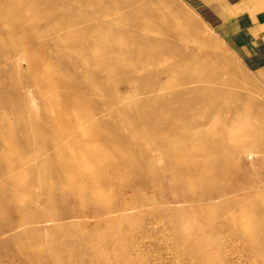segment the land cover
Here are the masks:
<instances>
[{"label": "rangeland", "instance_id": "374dc122", "mask_svg": "<svg viewBox=\"0 0 264 264\" xmlns=\"http://www.w3.org/2000/svg\"><path fill=\"white\" fill-rule=\"evenodd\" d=\"M205 1L0 0V264H264V149L230 158L264 138V67L215 38L260 5ZM60 144L102 159L99 193L62 191Z\"/></svg>", "mask_w": 264, "mask_h": 264}, {"label": "bare ground", "instance_id": "6f19581e", "mask_svg": "<svg viewBox=\"0 0 264 264\" xmlns=\"http://www.w3.org/2000/svg\"><path fill=\"white\" fill-rule=\"evenodd\" d=\"M98 1V0H97ZM112 1V0H111ZM117 1V0H116ZM101 2V1H100ZM104 2V1H103ZM102 3V2H101ZM118 3V2H117ZM116 3V4H117ZM99 5H103L102 4H99ZM104 6V5H103ZM102 6V7H103ZM107 8V7H106ZM118 14V13H117ZM136 16V15H135ZM88 17V16H87ZM143 19V18H142ZM145 19V18H144ZM149 21V20H148ZM153 23V22H151ZM178 23V22H177ZM176 26V25H175ZM69 29V28H68ZM64 30V29H63ZM173 32V30H172ZM75 33V32H73ZM133 33V32H132ZM135 34V33H134ZM92 37V36H91ZM90 37V38H91ZM147 37V36H146ZM151 38V37H149ZM155 39V38H153ZM149 40V39H148ZM152 40V39H150ZM155 41V40H154ZM158 41V40H157ZM150 42V41H149ZM159 44H163V43H160L158 42ZM193 43V42H192ZM153 44V43H152ZM165 44V43H164ZM176 43H174L172 46H174ZM191 44V43H190ZM166 45V44H165ZM164 45V46H165ZM178 45V44H177ZM177 45H175V47H178ZM143 47V46H142ZM148 48V47H147ZM145 48V49H147ZM151 48V47H150ZM166 47H164V50H165ZM169 48V47H168ZM172 48V47H171ZM73 49V48H72ZM179 49V48H178ZM109 50V49H108ZM142 50V49H141ZM144 50V48H143ZM142 50V51H143ZM163 50V48L161 49ZM170 50V49H169ZM176 51V49H174ZM184 50V49H183ZM105 51V50H103ZM142 51L140 53H142ZM147 51V50H145ZM149 51V49H148ZM172 51V50H171ZM173 51V53L175 52ZM139 52V51H138ZM170 52V51H169ZM112 53V52H111ZM148 53V52H147ZM154 53V52H153ZM152 55H155L153 54ZM158 54V53H157ZM138 55V54H137ZM150 55V54H149ZM20 56V55H19ZM22 56V55H21ZM140 55H138L139 57ZM149 57V56H148ZM151 57V56H150ZM159 57V56H158ZM154 58V57H152ZM18 59V58H17ZM20 59V58H19ZM24 59V58H23ZM147 59V58H146ZM23 62V61H22ZM179 62V61H177ZM167 81V79H165ZM169 81V80H168ZM167 81V82H168ZM174 83V82H173ZM118 97V96H117ZM123 97V95H122ZM122 100V98H121ZM119 104V103H118ZM38 107V106H37ZM35 109V108H34ZM36 110L38 111V108H36ZM36 111V112H37ZM38 113V112H37ZM81 119L79 118V121ZM215 123V122H214ZM245 123V122H244ZM209 124V123H208ZM238 124V123H237ZM243 124V122H242ZM77 126V124H75ZM79 125L78 126L79 128L81 127V124L79 122ZM86 125V124H85ZM211 125V124H210ZM259 125V124H257ZM84 126V125H83ZM82 126V127H83ZM237 126V125H236ZM244 126V125H243ZM77 127V128H78ZM202 127V126H201ZM205 127V126H204ZM239 127V126H238ZM79 128L77 130H79ZM81 129V128H80ZM235 130H237L235 128ZM234 130V131H235ZM243 130V129H242ZM86 131V130H84ZM248 132V131H247ZM70 133V132H69ZM83 133V132H82ZM81 133V134H82ZM79 134L78 132L76 133L75 131L70 135V139L71 140H74L75 136H77V138H81L83 140H81V144L84 142V138L83 136ZM205 134V133H204ZM243 135V134H242ZM85 137V136H84ZM230 137V136H229ZM87 138V137H86ZM227 138V137H226ZM230 144V143H229ZM138 147V146H136ZM257 148V147H260V149H264V138L260 141L254 134H251V135H246L245 137H238L235 141V144H234V147L233 149L231 150V156L230 158L232 159V161H234V153L235 151L238 149V148H242V149H250V148ZM211 148V147H210ZM138 149H140V147H138ZM212 149V148H211ZM55 155H58L59 156V160H61V167L59 166V173H60V176L63 177L64 179V182L63 184L61 185V189L63 192H65L67 195H69V197H76V198H79V194L81 191H84L85 193L89 194V195H96L97 193H99L100 191V187L98 185H96L97 183V180H100V176H102L100 174V172L97 171V169L94 170L93 168V163H95L96 165V168H98V164H100V162L102 163V161H100L99 157L96 156V154L93 156V155H88L87 152L83 151V154L85 156H81V158H79L78 156H76L75 154H73L70 150H67L65 149V144L59 146V148L57 147L56 149H54V152H53ZM205 154V153H204ZM258 154V153H257ZM64 157V158H63ZM63 158V159H62ZM103 158V157H102ZM102 160V159H101ZM105 160V159H104ZM103 160V161H104ZM33 162V161H32ZM30 163V162H29ZM26 165V164H25ZM198 169L199 166L197 165H192L189 169ZM188 169V167H187ZM99 170L103 171V169H101V167H99ZM113 173V172H112ZM179 173V171H178ZM64 174L67 176V177H64ZM223 175V173H222ZM225 175V174H224ZM104 176V174H103ZM102 176V177H103ZM108 176L110 177V179H114V175L110 176L108 174ZM155 176H157V178L159 179V175L158 174H155ZM105 179V178H104ZM109 182V181H108ZM99 183V181H98ZM110 183V182H109ZM101 184V183H100ZM17 185H20L19 183ZM21 186V185H20ZM101 186V185H100ZM102 186H103V183H102ZM101 186V187H102ZM105 187V186H104ZM102 188L101 190H105V188ZM177 187H178V184H177ZM188 187V186H187ZM181 189H178L177 190V193H180L182 195V197L184 198L182 203H189L190 202V198L193 196V192L188 188L186 189H183L184 187H181ZM110 189V188H109ZM109 189H107L106 187V190L109 191ZM119 193V196L121 195L120 192ZM108 194V193H107ZM104 195H105V191H104ZM109 195V194H108ZM108 195H107V199H108ZM192 195V196H191ZM39 196V195H38ZM38 196L36 194V199L34 200L33 203H36L38 202ZM106 198V197H105ZM161 201V200H160ZM129 202V199H125L123 198L119 203H116V204H113L112 206H109V207H101V209H103V211L106 213V214H110V213H113V212H116V211H119V210H122V209H125L126 208V205L127 203ZM261 202V201H260ZM165 203V202H164ZM181 203V204H182ZM230 203H232V205L228 206V207H225V213L227 216H230V217H233L234 214H232L233 210H231L233 207V205H237L239 204L238 201H231ZM35 204V205H36ZM35 205H33L32 209L30 210V212L32 213L31 215V218L27 221L28 223H43V222H46V221H49V220H52V219H62V218H65V217H71L73 216L72 214H67V215H60L58 217H54L48 213V211H44L42 210L41 212H36L37 208H35ZM131 205V204H130ZM129 205V206H130ZM241 205V203H240ZM239 207V206H238ZM210 210V209H209ZM70 209H65V213H69ZM241 211V210H240ZM240 211H238V213H240ZM28 213V212H27ZM77 216L80 215L82 216L83 214L81 213V211H78L77 210ZM113 215V214H112ZM241 215V213L239 214ZM247 217V216H246ZM235 219V217L233 218ZM232 219V221H233ZM21 220H23L21 218ZM244 220V219H243ZM246 220V219H245ZM244 220V221H245ZM248 221V220H247ZM25 222H20V221H17V220H13L12 222L6 224L8 225V227L6 229H8L7 231H10V235H15V237H17V235L14 232V230H16V228L20 227L22 225L23 227V224ZM47 223V222H46ZM241 223V222H240ZM244 223V222H243ZM248 223V222H247ZM245 224V223H244ZM242 225V226H245V225ZM236 225V224H235ZM245 227H249V225L245 226ZM21 228V227H20ZM29 229V228H27ZM244 229V228H243ZM250 232V231H249ZM247 233V232H246ZM19 236V235H18Z\"/></svg>", "mask_w": 264, "mask_h": 264}, {"label": "crops", "instance_id": "0c3cea01", "mask_svg": "<svg viewBox=\"0 0 264 264\" xmlns=\"http://www.w3.org/2000/svg\"><path fill=\"white\" fill-rule=\"evenodd\" d=\"M184 1V0H183ZM197 8L204 9L206 5L205 0H189ZM221 1V0H218ZM224 3L246 4L243 8H249L251 4L250 0H223ZM257 5H260V9L255 12H250L246 9L237 16L224 19L221 25L220 37L217 33L216 39L219 44L228 52L236 53L249 67L258 69L264 67V0H251ZM223 3V4H224ZM194 6V7H195ZM225 15L223 18H225ZM208 17V22L211 24L217 23L218 19L214 20L212 17ZM219 24V22L217 23ZM234 51H232L230 48ZM234 55L237 57V55ZM258 75L264 79V72H258Z\"/></svg>", "mask_w": 264, "mask_h": 264}]
</instances>
